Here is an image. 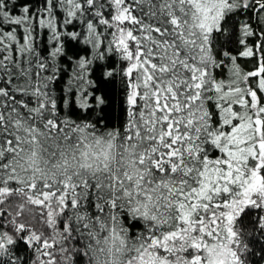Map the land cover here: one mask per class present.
Listing matches in <instances>:
<instances>
[{"label": "snow or ice", "instance_id": "obj_1", "mask_svg": "<svg viewBox=\"0 0 264 264\" xmlns=\"http://www.w3.org/2000/svg\"><path fill=\"white\" fill-rule=\"evenodd\" d=\"M0 264H264V0H0Z\"/></svg>", "mask_w": 264, "mask_h": 264}]
</instances>
